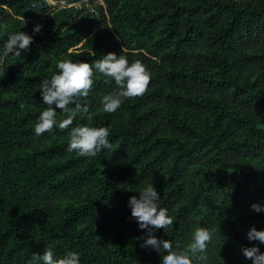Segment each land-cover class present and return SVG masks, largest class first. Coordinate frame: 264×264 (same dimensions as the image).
I'll return each mask as SVG.
<instances>
[{"label": "trees", "instance_id": "obj_1", "mask_svg": "<svg viewBox=\"0 0 264 264\" xmlns=\"http://www.w3.org/2000/svg\"><path fill=\"white\" fill-rule=\"evenodd\" d=\"M83 2L0 0V264H33L46 249L80 264H162L129 207L149 184L173 218L157 237L183 250L205 227L214 237L194 264H253L242 249L264 253L247 239L264 230V211L251 210L264 205V0ZM18 32L33 43L14 56L5 45ZM108 53L142 62L147 93L105 113L118 88L97 71L78 100L93 119L77 112L68 129L37 136L40 83L61 60ZM77 126L107 127L112 149L69 152Z\"/></svg>", "mask_w": 264, "mask_h": 264}, {"label": "clouds", "instance_id": "obj_2", "mask_svg": "<svg viewBox=\"0 0 264 264\" xmlns=\"http://www.w3.org/2000/svg\"><path fill=\"white\" fill-rule=\"evenodd\" d=\"M41 25L34 28V32L41 31ZM33 36L23 32L12 34L9 37L5 50L14 55L21 56L22 52L30 51ZM58 72L50 79L40 83L43 102L48 107L42 111L35 125V134L40 136L45 132H52L56 127L60 130L68 129L72 125L77 112L87 114L91 121L94 113L78 103L79 98L87 97L93 87V77L98 71L105 77L114 80L118 90L103 96L102 105L105 113L116 112L124 99L144 96L151 83V73L140 61L129 62L124 55L108 53L103 59L94 63L73 62L61 60L57 64ZM75 107H70V105ZM55 105V107H53ZM68 114L67 118L57 120L56 109ZM68 151H77L79 155L89 158L95 157L104 149L111 150L109 129L107 127L77 126L70 133ZM139 198L132 196L129 199L131 216L137 221L141 229H146V239L141 247L151 248L162 254V264H194L195 261H206V252L214 237V231L205 227H196L192 233L191 241L183 250H174L169 240L161 239L155 235L160 229L168 231L173 225V218L168 215L166 208L159 207L160 193L156 187L149 184L139 193ZM251 210L264 211V205L254 203ZM249 241H259L264 244V230H257L253 226L247 233ZM244 256L253 261V264H264V253L259 247H245ZM33 264H80V256L75 251L67 252L62 258H54L51 249H46L43 255L34 253Z\"/></svg>", "mask_w": 264, "mask_h": 264}, {"label": "rangeland", "instance_id": "obj_3", "mask_svg": "<svg viewBox=\"0 0 264 264\" xmlns=\"http://www.w3.org/2000/svg\"><path fill=\"white\" fill-rule=\"evenodd\" d=\"M88 1H89V0H84V2H83L82 4H80V9H81L83 6H87ZM54 4H56V3H54ZM56 5H58V4H56ZM58 7H59V6H58Z\"/></svg>", "mask_w": 264, "mask_h": 264}]
</instances>
